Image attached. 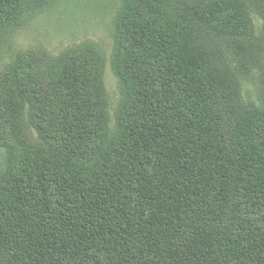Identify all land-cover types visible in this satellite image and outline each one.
Wrapping results in <instances>:
<instances>
[{
  "label": "trees",
  "instance_id": "obj_1",
  "mask_svg": "<svg viewBox=\"0 0 264 264\" xmlns=\"http://www.w3.org/2000/svg\"><path fill=\"white\" fill-rule=\"evenodd\" d=\"M51 1L0 0V264H264V0H121L113 127L97 43L13 46Z\"/></svg>",
  "mask_w": 264,
  "mask_h": 264
},
{
  "label": "rangeland",
  "instance_id": "obj_2",
  "mask_svg": "<svg viewBox=\"0 0 264 264\" xmlns=\"http://www.w3.org/2000/svg\"><path fill=\"white\" fill-rule=\"evenodd\" d=\"M121 7V0H52L50 5L35 15L18 30L13 46L19 50L44 48L53 54L91 40L103 51L105 63V86L112 114L121 99L120 81L112 67L114 51L115 16ZM256 32L259 35L262 19L253 13ZM256 81H244V93L256 97Z\"/></svg>",
  "mask_w": 264,
  "mask_h": 264
}]
</instances>
